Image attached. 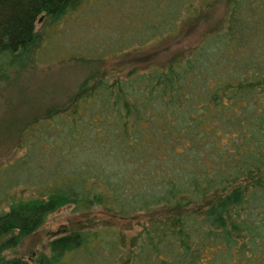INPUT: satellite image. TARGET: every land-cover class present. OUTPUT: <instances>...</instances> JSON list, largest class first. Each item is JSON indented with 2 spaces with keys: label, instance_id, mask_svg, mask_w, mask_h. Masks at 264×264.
Returning a JSON list of instances; mask_svg holds the SVG:
<instances>
[{
  "label": "trees",
  "instance_id": "obj_1",
  "mask_svg": "<svg viewBox=\"0 0 264 264\" xmlns=\"http://www.w3.org/2000/svg\"><path fill=\"white\" fill-rule=\"evenodd\" d=\"M85 1L0 0V78L6 79L31 49L43 51L39 43L47 28L39 33L34 29L39 13L49 18L48 25L60 18L63 22ZM87 1L96 8L93 12H104L106 18L97 15L79 24L105 26L101 29L115 37L109 47L93 48L91 55L95 58L113 53L121 38L133 29L130 23L149 18L151 13L144 5L140 8L142 2L134 0L129 4L125 0ZM171 1L177 11L157 20V28L142 42L176 35L180 28L175 22L181 12L195 18L198 8L212 2ZM223 17L222 24L206 35L225 33L230 44L220 59L201 58L199 65L204 70L199 75L192 71L185 85L171 87L176 96L170 100L167 113L141 115L134 122L129 108L123 111L121 106L138 105L143 86L148 91L165 89L178 75L184 76L193 47L169 52L156 62L150 55L143 60L141 71L132 67L122 77L112 78L94 70L78 82L64 102L46 107L19 127L17 142L22 144L29 135L52 129L53 119L64 122L66 129L59 138L63 148L70 144L82 147L86 142L112 149L133 165L128 174L132 180L143 178L148 171L143 169L146 163L155 160L150 163L154 169L151 171L161 176L164 186L160 192L142 198L136 210L130 204L117 209V199L103 181L82 169L79 175L60 173L51 175L48 182L40 179L34 189L49 186L45 194L11 199L6 208L0 209V264H264V135L260 140L252 118L242 120L233 115L234 107L242 100L246 79L242 50L252 43L261 51L256 63L252 62V75L264 87V0H225ZM66 29L59 30L64 38ZM60 46L67 56L88 59L87 51L77 48L72 39ZM203 75L210 77L213 94L208 92V84L204 91H198L197 83ZM164 146L168 149L165 158L159 151ZM26 148L28 153L33 147ZM24 155L0 166V199L8 195L7 188L15 182L4 175L23 165L27 158ZM163 160L167 164H162ZM172 167H177L176 172L171 171ZM184 169L191 171L188 177L175 176ZM73 175L77 178L70 182ZM67 180L68 188L56 187L59 181ZM66 202L81 211L96 203L122 217L142 212L144 219L125 252L121 229L104 217L94 225L80 224L52 235L47 240L48 252L37 251L33 260L3 256V249L15 245L38 227L47 213Z\"/></svg>",
  "mask_w": 264,
  "mask_h": 264
},
{
  "label": "rangeland",
  "instance_id": "obj_2",
  "mask_svg": "<svg viewBox=\"0 0 264 264\" xmlns=\"http://www.w3.org/2000/svg\"><path fill=\"white\" fill-rule=\"evenodd\" d=\"M101 1L103 0H94L96 3ZM134 1H137L134 3L138 4L142 2L140 4L141 9L144 5L148 13L151 11L149 18L140 19L139 22H131L129 28L133 29L121 38V43L115 47L114 52L99 58L92 57L93 48L104 47L105 49L109 47L110 42L115 40V37L106 29H101L106 28L105 26L96 27L92 23L89 28L79 24L86 18L87 21H92L97 15L103 17V20L106 18L104 12L101 14L93 12L96 8H93L92 5L90 7L87 0L79 6V9L69 14L63 22L60 18L48 25L49 18L43 13L36 16L34 29L39 33L42 28H47L45 29L46 36L43 35L39 43V45L42 44L43 51L39 53L36 50L37 47L35 50L34 48L31 49L25 56L23 63L14 66L6 79L0 78V166L15 156L24 155V152V158L27 156L23 165L20 164L18 167L12 168V171L4 175L7 180L9 179L8 181L12 179L15 182L7 188L8 195L0 199V209L6 208L11 199L45 194L44 191L49 186H40V191L34 189L36 185H39L37 184L38 180L42 179L43 182H48L51 175L74 174L80 169L83 172L98 176L99 180L103 181L111 194L116 197L117 209H123L130 204L136 210L139 208L142 198L152 196V194L162 190L164 185L160 183L162 182L159 179L161 176L151 171L154 169L150 163H155V160L146 163V168L143 169L148 171L143 178L137 179L135 177L132 180L128 174L129 170L133 171V165L112 149L97 148L92 144H85L86 142L83 143L84 146L82 147L76 146L78 144H70L63 148L59 138L60 133L66 129V123L58 120L53 119L51 124L54 127L52 129L29 135V139H26L25 143L24 141L22 144L17 142L18 129L24 122L34 114L44 112L48 106L64 102L78 82L94 70L95 73L111 75L112 78L115 76L122 77L126 76V72L132 67L141 71L143 60L148 59L150 55L155 56L153 60L156 62L162 60L169 52L177 49L186 51L193 47L191 57L187 60L188 64L184 76L178 75L179 78L168 83L165 89L155 88L148 91V88L143 86L137 97H141L138 105L132 106L133 104H131L125 108L121 106L123 111H127L129 108V114L134 122L141 115L153 117L167 113L171 105L170 100L174 101L176 96L172 89L173 86L176 87L178 83L185 85L187 83L185 80L192 76V74L190 75L192 71L194 75H199L200 71L204 70V67L199 65L201 58L202 61H212L214 57L220 59L223 49L230 44V38L225 33L206 35L208 30L217 29L222 24L225 14V0H212L205 8H198L199 11L195 18L184 11L181 12L175 22L176 27L180 28L176 35L171 36L169 34L164 38L147 42H142V39L151 35L153 29L157 28V20H163V18L175 13L177 5L171 0ZM124 2L131 3L129 0ZM87 5L90 7L89 11H82ZM66 26L65 31L67 33H65L66 37L64 38L63 33L59 30L66 28ZM70 39L77 48H84L83 51H87L86 54L91 57L81 59L67 56V51H62L60 44H67ZM46 43H51L52 46H46ZM165 47L167 48L166 51L164 50ZM68 48L67 50H69ZM242 51L245 56L243 63L245 64L246 79L242 100L240 105L234 107L233 115H239L240 119L246 116L252 118L254 130L258 132L261 140V136L264 135V87L252 75L255 69L252 62H255V58L260 57L261 51L253 43ZM203 76L201 81L197 83L198 91H204L209 85L208 92L213 94L214 90L210 85V77ZM124 90L128 91V88L125 87ZM260 133L262 134L260 135ZM27 146L33 147L31 152L27 153ZM166 148L167 146H164L159 149V151H163L162 157L164 158L168 151ZM162 164L167 163L163 160ZM176 169L177 167H172L171 171L175 170L176 172ZM190 172L184 169L174 174L177 177L184 176L186 178ZM2 173L3 171L0 172V176ZM76 178L77 176L73 175L69 181L72 182ZM24 179L34 182L28 184ZM56 187L68 188V180L59 181ZM143 216L142 212L126 217L117 216L108 213L96 203L87 210L81 211L74 208L71 202H66L47 213L38 227L23 235L15 245L3 249L2 254L3 256L18 255L27 260H33L32 258L37 251L48 252L47 240L52 235L80 224L94 225L104 217L121 229L124 240L122 250L125 252L131 237L140 228L144 219ZM94 220L96 221L94 222Z\"/></svg>",
  "mask_w": 264,
  "mask_h": 264
}]
</instances>
